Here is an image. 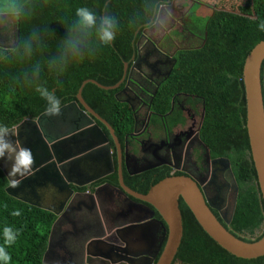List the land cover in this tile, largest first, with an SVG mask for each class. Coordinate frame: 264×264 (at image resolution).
Masks as SVG:
<instances>
[{
  "label": "trees",
  "instance_id": "16d2710c",
  "mask_svg": "<svg viewBox=\"0 0 264 264\" xmlns=\"http://www.w3.org/2000/svg\"><path fill=\"white\" fill-rule=\"evenodd\" d=\"M173 1L175 0H42L30 22L20 20L18 32L26 33L33 24H46L56 39H62L66 34L65 26L73 19L78 6H87L97 14H103L107 5V11L117 17L118 31L111 46L100 48L94 54L75 62L60 77L48 72L42 74L41 79L50 90L55 91L63 107L76 101L77 92L85 81L92 80L104 87L118 84L124 76V64L129 68L132 62L136 44L143 31L155 22L159 8ZM188 1L208 11L206 21L200 24L203 37L198 47L177 51L171 76L153 99L154 106L162 101L166 105L164 110H168L172 93H188L198 103L200 100L201 103L203 101L211 105V102L226 98L224 88L220 86L223 83H233L236 85L233 86L234 89L240 86L242 92L241 75L245 57L255 45L264 41V32L257 29L258 22L264 20V0H211L210 3L204 0ZM21 2L30 4L39 3V0ZM197 24L196 22V26ZM55 44V38L49 40L45 55L55 51ZM21 67L13 63L0 68V124H6L10 129L25 119H36L45 113L44 101L33 88L13 79ZM117 90L103 91L92 84H86L81 96L122 141L132 131L133 122L129 107L114 97ZM241 115L240 125L244 134L243 110ZM97 125L109 137L104 127L99 123ZM246 157L245 148L241 149L238 158L232 157L236 181L247 183V187L243 191L241 189L237 198L231 221L233 228H224L234 237L251 243L261 239L264 228L254 240L243 235L245 232L252 234L264 222V207L252 161ZM168 176L170 175L164 172L155 180L145 181L138 189L132 186L129 188L145 194L151 186ZM108 181L113 183V178ZM8 186L9 182L0 170V229L8 226L18 231L16 240L11 245H5L0 238V247L10 256L8 264H44L43 256L56 217L50 212L10 197L6 193ZM179 210L183 237L172 264H264V257L243 260L228 254L203 232L182 200H179ZM14 211H19V215H12Z\"/></svg>",
  "mask_w": 264,
  "mask_h": 264
},
{
  "label": "flooded vegetation",
  "instance_id": "af4514ba",
  "mask_svg": "<svg viewBox=\"0 0 264 264\" xmlns=\"http://www.w3.org/2000/svg\"><path fill=\"white\" fill-rule=\"evenodd\" d=\"M178 6L173 1L159 8L151 26L157 24L163 8L174 10ZM179 10H182L178 15L179 27L184 30L186 19L191 29L196 28L192 13L185 12L181 6ZM187 15L190 18H186ZM189 34L193 36L191 32ZM142 35L129 68L127 66L125 81L114 94L116 100L129 107L132 131L122 141L116 137L120 156L108 137L113 150V171H106L105 177L96 179L91 177L95 176L93 173L101 172L96 167L90 170L92 175L75 180L80 183L79 186L83 185L80 188L71 187L77 196L57 222L56 217L50 248L45 255L47 264H149L161 237V230L155 223L151 222L145 228V233L142 230L115 232L116 228L146 216L128 214L130 202L113 189H119L118 167L127 188L132 186L138 189L145 181L155 180L164 172L170 176L179 174L192 178L215 218L227 230L233 228L231 221L237 198L242 186H247V183H237L232 157L238 158L241 149L245 148L246 158L251 159L244 87L241 92L240 86L234 89L236 85L233 83H223L220 86L224 88L226 98L211 102V105L200 100L198 103L188 93H172L168 110H164L166 105L162 101L154 106L153 99L169 80L176 64V53L181 48L167 45L170 51H165L158 48V44H150L149 40L141 41ZM140 41L142 44H139ZM262 93L264 107V86ZM242 110L244 134L240 125ZM112 178L113 183L108 181ZM85 180L92 181L85 183ZM104 186L106 189L98 191L95 198V191ZM44 204L54 207L55 201ZM154 218L160 220L157 213ZM227 221L228 224L225 223ZM263 228L264 222L259 227V233L253 230L247 239H256ZM96 253H103L105 258L99 261ZM135 254L141 258L130 257Z\"/></svg>",
  "mask_w": 264,
  "mask_h": 264
},
{
  "label": "water",
  "instance_id": "95a60500",
  "mask_svg": "<svg viewBox=\"0 0 264 264\" xmlns=\"http://www.w3.org/2000/svg\"><path fill=\"white\" fill-rule=\"evenodd\" d=\"M263 63L264 41H261L245 57L242 83L246 103V132L264 207ZM126 71L127 64H124L122 80L111 87L101 86L92 80L83 82L77 92L76 101L61 107L58 115L49 116L43 113L36 119H25L10 129V138L17 147L26 148L31 154L28 170L16 174H13L10 159H0V170L9 182L6 193L10 197L52 213L57 217V222L59 217L68 211L77 196L71 187L80 188L83 185L79 186L80 183H76V179L92 175L90 170L96 167L101 170L99 173H93L95 176H91L96 179L105 177L106 171L114 170L111 155L113 150L108 137L97 123L108 132L120 156L118 139L110 125L84 102L81 93L86 84H92L103 91H115L123 83ZM25 164L27 165V160ZM118 178L119 189H113L130 202L132 210L129 208L128 214H145L146 216L116 228L115 232L132 233L142 230L145 233V228L151 222L161 230V237L155 254L150 257L149 264H172L177 255L183 237L179 200L183 201L203 232L225 252L243 260L264 257V235L258 241L251 243L231 235L212 214L209 203L205 202L199 186L192 178L168 176L151 186L145 194H139L124 186L120 167H118ZM89 181L92 180H85V183ZM12 184L15 186H11ZM105 189V186L97 189L95 198L98 191ZM53 200L54 207L44 204L45 202L52 204ZM155 213L160 220L154 218ZM225 223L228 224L229 221ZM54 226L55 223L51 228L48 246L43 256L44 264H47L45 255L50 248L49 243ZM149 246L151 247V244ZM95 256L99 261L105 258L103 253H96ZM142 256L149 259L148 256ZM130 257L141 258L136 254Z\"/></svg>",
  "mask_w": 264,
  "mask_h": 264
},
{
  "label": "clouds",
  "instance_id": "9594fccd",
  "mask_svg": "<svg viewBox=\"0 0 264 264\" xmlns=\"http://www.w3.org/2000/svg\"><path fill=\"white\" fill-rule=\"evenodd\" d=\"M41 4L42 0L30 4L21 0H0V68L13 63L21 65L13 79L31 86L44 101L45 113L55 116L61 111V100L41 79L42 74L48 72L60 77L75 62L111 46L117 35L118 19L107 11V5L103 14H97L87 6H78L73 19L65 26L66 34L62 39H56L46 24H33L26 33L19 34L20 20L30 22ZM257 29L264 32V20L258 22ZM52 38L56 41L55 51L45 55ZM5 158L12 161L13 174L27 171L31 164L30 151L17 147L10 138L9 126L0 124V159ZM12 215H19V211ZM17 235L18 231L11 227L0 229V238L5 245L13 244ZM9 260V254L0 247V264H8Z\"/></svg>",
  "mask_w": 264,
  "mask_h": 264
},
{
  "label": "rangeland",
  "instance_id": "374dc122",
  "mask_svg": "<svg viewBox=\"0 0 264 264\" xmlns=\"http://www.w3.org/2000/svg\"><path fill=\"white\" fill-rule=\"evenodd\" d=\"M204 1L210 3L211 0ZM174 2L175 4H178L182 8H184L185 12L192 13L193 19H195L196 28L191 29L188 25L189 22L186 19H184V30L179 27L178 15H180V12L182 11L179 10L180 6L176 7L174 10L163 8L158 16L157 24H154L144 31L141 37V41L143 39L145 41L149 40L150 44H158V48L165 49V51H170V48L167 45H171L173 47L176 46V48L181 49L195 48L199 46L203 37V30L200 28V24H203L206 21L208 11L201 6L193 5L191 1L188 0H175ZM172 13H174L175 15H173ZM187 17H189V15H187L186 18ZM196 22L198 23V26H196ZM189 32H191L193 36H190ZM141 41L139 44H142ZM246 187V185L242 186V191ZM258 233L259 228L256 230V234ZM243 236L246 238L251 237L249 233H244Z\"/></svg>",
  "mask_w": 264,
  "mask_h": 264
}]
</instances>
